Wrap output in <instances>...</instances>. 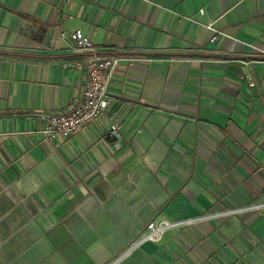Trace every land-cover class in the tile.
I'll use <instances>...</instances> for the list:
<instances>
[{
    "label": "crops",
    "instance_id": "1",
    "mask_svg": "<svg viewBox=\"0 0 264 264\" xmlns=\"http://www.w3.org/2000/svg\"><path fill=\"white\" fill-rule=\"evenodd\" d=\"M78 29L133 60L104 115L45 138L37 114L81 97L68 62L87 52L61 36ZM150 221L168 226L124 253ZM247 261L264 264V0H0V264Z\"/></svg>",
    "mask_w": 264,
    "mask_h": 264
},
{
    "label": "built area",
    "instance_id": "2",
    "mask_svg": "<svg viewBox=\"0 0 264 264\" xmlns=\"http://www.w3.org/2000/svg\"><path fill=\"white\" fill-rule=\"evenodd\" d=\"M61 36L69 37L73 52H87L68 62L70 68L84 72L85 77L81 97L68 111L55 113L42 111L37 114L44 123L40 133L49 139L76 135L86 124L104 115L109 102L108 88L114 72L122 62L133 60L119 55L97 54L92 41L80 29L70 31L68 34L62 33ZM235 212L236 209L230 211V213ZM167 226L168 223L165 221H150L137 238L128 245L124 253L133 250L142 241L158 239ZM245 264L251 263L247 261Z\"/></svg>",
    "mask_w": 264,
    "mask_h": 264
}]
</instances>
